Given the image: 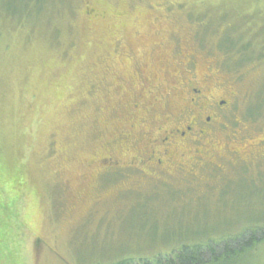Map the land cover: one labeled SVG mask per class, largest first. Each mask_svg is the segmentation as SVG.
Returning <instances> with one entry per match:
<instances>
[{
    "label": "rangeland",
    "instance_id": "obj_1",
    "mask_svg": "<svg viewBox=\"0 0 264 264\" xmlns=\"http://www.w3.org/2000/svg\"><path fill=\"white\" fill-rule=\"evenodd\" d=\"M170 39L171 69L188 51L218 79L227 105L207 142L227 173L166 185L101 173L111 152L143 144L121 138L133 122L140 138L137 67ZM230 148L254 171L235 175ZM258 228L264 0H0V264H144L186 249L202 264H264L261 232L222 255Z\"/></svg>",
    "mask_w": 264,
    "mask_h": 264
},
{
    "label": "flooded vegetation",
    "instance_id": "obj_2",
    "mask_svg": "<svg viewBox=\"0 0 264 264\" xmlns=\"http://www.w3.org/2000/svg\"><path fill=\"white\" fill-rule=\"evenodd\" d=\"M168 44L170 52L166 57L152 58L146 65L150 72L137 67L141 83L137 88L131 85L134 92L129 111L140 120V138L131 136L137 129L134 122L121 138L128 144L139 140L143 144L132 145L135 153L123 160L111 152L100 162L101 173L165 185L176 178L194 184L191 180L201 171H209L217 179L227 173L225 164L214 161L222 156L207 142L222 124L227 105L226 100L213 94L212 87L218 79L214 74H201L196 56L188 51L173 58L179 69H171V39ZM229 154L232 159L228 162L237 172L235 175L254 171L239 150L230 148Z\"/></svg>",
    "mask_w": 264,
    "mask_h": 264
},
{
    "label": "trees",
    "instance_id": "obj_3",
    "mask_svg": "<svg viewBox=\"0 0 264 264\" xmlns=\"http://www.w3.org/2000/svg\"><path fill=\"white\" fill-rule=\"evenodd\" d=\"M227 48V47H226ZM230 48H235V45L232 44L231 47H228L227 49L229 50ZM240 48V45H239ZM243 52L240 48V53ZM261 232L262 234V239L260 241H264V228H258L254 229L253 232L250 233V235L246 238L247 240H241L237 239V247L232 246V247H225V250L222 252L223 256L227 255H233L236 256L237 254H242L244 251L247 250V247L245 246H250L252 244H255V241H258L255 239V235L257 233ZM241 244V245H240ZM245 245V246H244ZM199 251V250H198ZM215 253V252H214ZM200 252H190V249L184 250L181 254H173V256H168V258H162L160 257L159 259L155 260L154 262H148L146 261L144 264H202L199 260L198 257L200 256ZM218 255V254H217Z\"/></svg>",
    "mask_w": 264,
    "mask_h": 264
}]
</instances>
